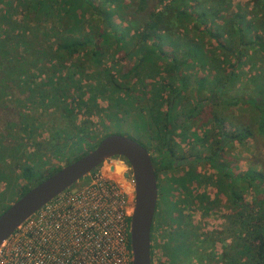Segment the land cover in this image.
Wrapping results in <instances>:
<instances>
[{"label":"trees","instance_id":"trees-1","mask_svg":"<svg viewBox=\"0 0 264 264\" xmlns=\"http://www.w3.org/2000/svg\"><path fill=\"white\" fill-rule=\"evenodd\" d=\"M124 1L100 0L96 3L94 0H14V3L1 5L0 114L10 115V118L13 115L19 116V110L28 101L35 102L38 106L42 104L45 108L60 105L63 115L71 118L72 124L65 123L66 126H61V130L69 133L66 136L75 138L72 140V146L80 149L82 143L88 144L86 138L89 136L83 128L75 125L74 106L80 110L89 106L92 108L98 106L94 94L84 97L83 91L77 95L70 93L71 86L75 89L80 88L77 84L80 83L82 75L91 78L93 89L110 94L111 103L108 105L116 106L111 114H120L117 123L120 122L123 114H129L128 111L133 108L134 103L139 102L140 90L150 81L152 88L141 91L147 100L142 107L146 109L148 115L137 114L134 124L138 125L141 122L146 127L154 123L158 131H171L177 128L175 123L176 120L178 121L174 119V105L186 98L183 92L188 77L182 71L184 68L196 61L205 64L212 58L218 59L217 55L220 52L227 53L226 55L235 52V56L239 59L242 56L241 46H258L264 50V0H254V4L259 7L262 14L258 20L246 17L245 12H241L240 6H237L235 11L230 10L229 6H222L226 0H168L160 8H156V5L151 8L148 0H138L137 9H131L136 3L135 0L126 3ZM156 1L161 3L165 0ZM0 3L6 2L0 0ZM205 3L209 5L206 7ZM115 17L120 19L119 23L114 20ZM215 17L220 18L222 23L211 21V26L207 28L206 20L208 18L214 20ZM124 20L128 21L126 27H122L120 23ZM191 20H194L192 30H197L198 34L195 33L196 37L186 34L182 39V32L188 28ZM126 28H132L134 32L129 34ZM179 28L182 31H179ZM204 35H208L220 50L217 55L215 54V58L212 54L215 50L206 49L202 40ZM110 48L114 57L121 49H128L131 54L136 53L135 63L120 73L124 78L134 76L133 82L115 79L110 66L105 63ZM83 51L87 52L86 62L90 67L93 66L87 74H83L87 71L82 63L81 65L72 61L66 64V61L79 56ZM160 61L168 62L167 66L163 67V71L168 69L170 71L166 77L161 76L160 69L163 65L160 66ZM211 67L215 72L209 85L205 83V77H200V83L210 91L214 92L215 89L220 91L234 74L224 71L223 67L215 65ZM32 68L46 70L49 77L38 83L33 79H25ZM119 72L120 69L118 74ZM138 84L141 87H138ZM165 89L168 90V96L163 95ZM150 90L152 93L148 96ZM218 97L226 104L229 102L234 104L240 100L231 97L227 101L222 94ZM163 102L166 103L165 110L162 109ZM247 102L261 111L262 121L259 128L264 131V104H261L255 96ZM214 103L217 104L215 101ZM189 110L192 115L195 114V108ZM185 111L187 106L179 114L182 115L186 113ZM20 116L22 120L17 124L19 129L32 133V124L27 120L29 115ZM212 120L218 126L225 121L223 117H218L214 113ZM60 132H56L53 137H62ZM228 133L230 138L233 135L240 141L250 135V130L237 124ZM2 134L10 136V132L6 130H3ZM6 136L3 138L7 139ZM14 142H16L14 143L16 150L12 157L15 159V164L19 163L17 166L21 167V176L31 181L38 175L34 170L36 166L30 163L27 156L21 161L23 153H19L20 144L17 143V139ZM62 144L65 142L63 141ZM94 146H90L67 163ZM32 156H38V153L33 152ZM60 167L56 166L42 177L38 176L35 184ZM215 168L218 171L217 178L220 180L219 194H224L226 200L230 202L232 222L238 226L236 235L232 234L234 237L232 246L235 251L229 253V264H264V197L248 201L244 196L252 188L253 182H256L257 186L262 185L263 174L249 168L244 173L238 174V177H233L229 167ZM1 180L5 181L7 187L14 184L12 177L3 170H0ZM14 180L16 183L17 177H14ZM29 188L24 187L20 196ZM257 190L256 188L255 191ZM152 229L151 227V264L155 250L152 243ZM232 230L234 231L235 228L233 227ZM178 235L176 240L171 239V242L167 240L168 243L165 245L168 264L183 262L192 251V243L185 239L184 232Z\"/></svg>","mask_w":264,"mask_h":264},{"label":"rangeland","instance_id":"rangeland-1","mask_svg":"<svg viewBox=\"0 0 264 264\" xmlns=\"http://www.w3.org/2000/svg\"><path fill=\"white\" fill-rule=\"evenodd\" d=\"M94 1L96 3L100 2V0ZM127 1L129 2V0H125L124 2L126 3ZM137 1L138 0H135L136 3L132 6L130 4L132 7L131 9H137ZM5 2L4 4L0 3V6L14 3V0H5ZM165 2H168V0L161 3L156 0H148L151 8L155 5L156 8H160ZM110 5H113V3H110ZM207 5L209 4L205 3L206 7ZM223 5L225 7L229 6V9L233 11L237 9V6H240L242 7L241 12H245L244 15L246 17H252L255 20H258L262 15L259 7L254 4V0H226L225 4L223 3L222 6ZM114 20L117 23L120 21L118 17H115ZM211 21H215L219 24L222 23L220 22V18L215 17L214 20L208 18L206 20L207 28L211 26ZM127 22L126 20L121 21V26L126 27ZM189 23L188 28L184 29V32H182V39L186 34L190 37H196V34H198L197 30H192L194 20H191ZM126 29L129 34L134 32L132 28ZM179 31H182V29L179 28ZM202 40L207 47L206 49H210L211 51L215 50V52L212 51L213 57L215 54L217 55V53H219L220 50L216 48L217 46H215L214 41L208 35H204ZM128 49L119 50L114 57L112 48H110L109 54L106 55L105 63L110 66V71L116 80H128L130 83L135 80L134 76H128L126 78L120 76V73L126 71L136 61V53L131 54ZM241 50L242 56L239 57V59L235 56V52H233L232 55H226L227 53L224 54L220 52V54L217 55L218 59L214 57L216 60L212 58L207 60L205 64L196 61L182 70L188 77V83L183 92L186 98L180 101V104L177 103L178 105H174L173 115L176 119L182 117L187 118L188 116H190V118L187 119V125L181 128L177 127L173 129V131L181 130V132H191V130H193L198 133L208 131V127L211 121H213L211 118L213 113L218 117L226 119L227 128L229 130L232 125L238 124L239 127L245 126L250 130V135L238 141V144L234 147V152L237 153L239 161V174L252 168L255 171L261 172L264 176V131L259 128L262 121L261 111L247 102V100L255 96L258 97L261 104H264V50L260 49L258 46H241ZM86 58L87 52L83 51L79 56L66 61V64L68 65L72 61H76L78 64L82 63L87 71L83 72V74H87L93 69V66L90 67L89 63L86 62ZM159 63L160 66L163 65L160 69L162 71L161 76L166 77L167 73L170 71L168 68L167 71H163V67H166L168 62L160 61ZM214 65L216 67H223L224 71H230L234 74L230 77V81L221 87L220 91L215 89L216 92L210 91L208 87H204V85L202 86L200 83V77H205V83L209 85V81L212 79L213 73L215 72L211 67ZM118 69H120L119 74ZM218 71H220V69H218ZM219 73L222 74L221 71ZM25 77L27 80L28 78L33 79L34 82L38 83L49 77V74L46 70L40 71L32 68L31 73ZM92 82L91 78L88 79L87 76L82 75L80 83L77 84L80 88L75 89L73 86L69 88L72 95H77L83 91L84 97H89L91 94L97 97V108L89 106L87 109L80 110L74 106V113L76 114L74 120L75 125L79 126L81 129L83 128L89 136L86 138L87 141H89L88 144L86 142L82 143L80 149L77 146H72V140H75V138L66 136L67 134L69 135V133L61 130V126H66L64 125L65 123L72 124L70 122L71 118L66 117L65 114L63 115L60 105L45 108L42 104L38 106L37 103L35 104V102L28 101L25 102L19 110V116L13 115L10 118V115L2 116L0 114V170L8 173L14 182V184H10L7 187L5 182L0 181V212L20 196L24 187L33 186L38 176L42 177L54 167L66 164L67 161L89 149L90 146L96 145L106 134L119 132L137 141L141 139L149 145L151 144L155 133L158 131L157 125L153 123L144 127L141 122L135 125L134 120L137 114L148 115L146 109L143 108L147 100L141 91L147 88L150 89L152 82L148 81L147 85L140 90L139 102L133 104V108H130L128 111L129 114L122 115L119 123H117L116 120L119 118L120 114H111V111L113 112L116 106L108 105V103H111L109 100L110 94L93 89L91 86ZM137 86L141 87L140 84ZM261 90H263L262 93L257 95ZM149 93L148 96L151 95V90ZM220 93L227 101L230 100L231 97H237L240 98V100L234 104H230V102L226 104L221 101L222 98L218 97L221 95ZM163 95L168 96L167 89L163 90ZM214 101L217 102V104L214 103ZM163 103L162 109L165 110L166 103ZM186 106V113L182 115L179 114ZM190 108H195L194 115L190 113ZM21 114L24 116L27 114L29 115L27 120L32 124V133L30 131L24 132L19 129V125L17 124L22 120ZM10 120L12 121L11 123ZM3 130L9 131L10 136L2 134ZM58 131H61L60 136L62 137H53ZM3 136H6L7 139L3 138ZM16 139L17 143L19 142L20 144L19 149H21V151L19 153H23L21 154L23 155L21 161H24L27 156L30 163H34L36 166L34 170L38 175L31 181H27L21 176V167L17 166L19 163L15 164V159L12 157L14 150H16L14 149V143H16L14 140ZM63 141L65 144H62ZM33 152L38 153V156H32ZM7 155H10L12 158L7 157ZM119 162L120 160L118 158H110L97 167H109L111 164ZM204 169L205 168H202V170ZM204 171L207 172L204 176L207 181V185L204 187L206 188L208 197L207 210L205 211L201 208L189 206L183 207L184 212L188 215V221L190 223V229L187 230L185 239L192 243V251L187 258L183 259V262L177 264H229V253L235 251L234 246H232L234 244V237L232 234L236 235L238 226L232 222L233 215L231 214L230 202L226 200L224 194L219 196L220 199H218L217 194L219 192L217 191L220 186V180L214 176L213 170L207 168ZM172 174V171L161 174L160 183L162 185V193L168 194L170 192L169 186L173 187L171 184ZM14 177H17L16 183ZM86 181L87 178L84 177L72 185V187H78ZM176 182L179 188L180 183L178 180ZM256 188L258 189L257 191H255ZM132 189L133 188L128 186L130 204H133L134 198V192L131 191ZM180 195L181 197H186L185 192H181ZM244 196L248 201H255L263 198L264 182L262 185L258 186L256 182H253L252 188H250ZM233 227L235 228L234 231L232 230ZM162 236L161 239L158 238L155 243L153 242L155 248L153 264H168V258L165 254V245L168 242H163L168 236V233L165 232Z\"/></svg>","mask_w":264,"mask_h":264},{"label":"built area","instance_id":"built-area-1","mask_svg":"<svg viewBox=\"0 0 264 264\" xmlns=\"http://www.w3.org/2000/svg\"><path fill=\"white\" fill-rule=\"evenodd\" d=\"M126 164L96 167L42 206L0 248V264H131L134 179Z\"/></svg>","mask_w":264,"mask_h":264},{"label":"flooded vegetation","instance_id":"flooded-vegetation-1","mask_svg":"<svg viewBox=\"0 0 264 264\" xmlns=\"http://www.w3.org/2000/svg\"><path fill=\"white\" fill-rule=\"evenodd\" d=\"M188 118L190 116L178 118L177 121L175 117V124L181 128L188 124ZM230 129H234V125ZM228 131L225 119L221 126L211 121L208 131L201 133L193 130L191 132L157 131L150 145L139 139L140 142H138L148 150L151 156L157 181L158 195L151 226L153 228L152 243H155L158 238L161 239L165 232L168 236L163 242L176 240L181 232L186 234L190 229V223L183 207L207 210L208 197L204 188L207 185L206 177H204L207 174L205 169H212L214 176L217 177L218 171L215 167H229L232 176L238 177L239 161L237 153L234 152L238 139L233 135L230 138ZM111 158L127 162L122 156ZM202 168L205 169L202 170ZM168 171L173 172L171 181L173 187L169 186L170 192L165 194L161 192L160 180L161 174ZM177 180L180 183L179 188ZM181 192L186 193L185 198L181 197ZM219 196L222 195L218 193V199H220Z\"/></svg>","mask_w":264,"mask_h":264},{"label":"water","instance_id":"water-1","mask_svg":"<svg viewBox=\"0 0 264 264\" xmlns=\"http://www.w3.org/2000/svg\"><path fill=\"white\" fill-rule=\"evenodd\" d=\"M122 156L134 179L129 221L131 264H151V226L157 202V181L148 150L134 138L112 132L89 151L31 186L0 213V248L10 235L42 206L86 177L111 157ZM121 166L115 165L116 173Z\"/></svg>","mask_w":264,"mask_h":264}]
</instances>
